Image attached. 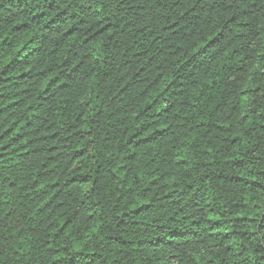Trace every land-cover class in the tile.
Returning <instances> with one entry per match:
<instances>
[{"label": "trees", "instance_id": "obj_1", "mask_svg": "<svg viewBox=\"0 0 264 264\" xmlns=\"http://www.w3.org/2000/svg\"><path fill=\"white\" fill-rule=\"evenodd\" d=\"M0 264H264V0H0Z\"/></svg>", "mask_w": 264, "mask_h": 264}]
</instances>
